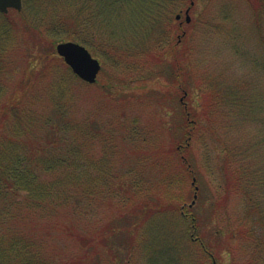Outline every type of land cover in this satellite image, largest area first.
<instances>
[{
    "label": "trees",
    "instance_id": "obj_1",
    "mask_svg": "<svg viewBox=\"0 0 264 264\" xmlns=\"http://www.w3.org/2000/svg\"><path fill=\"white\" fill-rule=\"evenodd\" d=\"M192 1L23 3L25 8L31 2L42 4L41 20L29 25L48 43L72 40L89 44L92 53L103 52L111 58L112 68L130 71L128 76L137 72L130 55L142 52V47L140 50L133 44L154 40L145 50L154 52L160 43L163 48H159V57L165 52L173 56L167 77L174 90L175 85L190 82L191 78L188 51L178 49L172 40L175 22H179L175 15L187 3L192 8ZM105 8L111 10L108 18H117L124 25L119 31L125 28L137 35H117V29H107L109 24L101 20ZM146 32L152 35H139ZM19 49L16 36L0 35V264H141L138 257L146 260L145 264H154L161 250H148L144 239H139L140 221L149 213L178 207L189 216L191 207L184 206V193L195 190L190 151L199 122H189L186 117L191 116L186 115L177 131L171 128L173 137L165 145L161 122L143 124L125 113L107 119L99 116L97 104L101 101L97 100L124 105L132 95L121 97L117 90L118 96L114 97L112 85H108L103 93L97 90L90 96L89 107L80 109L75 100L79 96L75 78L64 63L49 62L46 54L37 52L35 65L29 69L25 66L28 59H23ZM35 66L40 67L31 73ZM26 73L30 77L24 80ZM46 80L51 87L40 92L37 86ZM219 103L215 101L212 106L231 112L225 121L229 127L250 122L240 115L243 106L237 100L231 105L221 99ZM225 150L219 158L222 174L229 180L227 188L243 184V194L257 191L251 180L257 175L250 164L253 158L244 155L241 159L240 153L226 155ZM261 167L264 173V161ZM244 171L251 173L243 180ZM238 180L245 183L238 184ZM228 201L223 195L221 205L211 210L212 219L224 215ZM246 204L243 215L236 214L239 216L225 223L226 235L236 246L242 241L252 246L264 242V196L247 197ZM133 207L141 210L134 223L127 219L134 217L130 215ZM194 220L192 217L191 226ZM203 247V252L209 254L207 246Z\"/></svg>",
    "mask_w": 264,
    "mask_h": 264
},
{
    "label": "rangeland",
    "instance_id": "obj_2",
    "mask_svg": "<svg viewBox=\"0 0 264 264\" xmlns=\"http://www.w3.org/2000/svg\"><path fill=\"white\" fill-rule=\"evenodd\" d=\"M192 2L193 6L189 11L190 26L185 25L184 17L181 22H175L172 40L178 49L185 48L188 51L190 82L175 85L173 90L171 80L167 77V69H171L173 56L165 52L162 58L159 57V48H163L160 43L154 52L145 51L149 43L154 44L155 41L149 39L148 43L141 44L139 40L133 45L140 47V50L142 47V52L130 55V60L136 64L135 75L128 76L130 71L112 68L111 58L107 59L103 52L92 53L99 59L101 69L92 84L71 75L75 78L74 87L81 96L75 100L80 109L87 108L91 95L97 90L103 93L108 85H112L111 93L114 97L132 95L131 99L124 102V105L118 101L103 103L102 99L97 100L101 101L97 104L99 116L107 119L125 113L143 124L150 121L161 122L164 126L161 130L165 134V145H169L170 137H173L171 133L174 131L171 132V128L177 131L186 115L193 117H186L189 122L193 123L196 119L200 124L198 130L196 128L194 145L190 151L198 194L190 213H187L189 216L184 215L178 207V210L174 211L168 209L149 213V216L147 214L140 221L142 226L140 231H137V234L141 233L139 239H144L148 250H161L156 253L154 264H264V242L252 246L249 241H242L236 246V243L227 237L228 229L225 227L229 219L234 220L239 216L236 214H244L247 197L258 199L264 196V173L261 167L264 161V0ZM29 4L25 8L22 3L20 11L9 9L6 13H0V35H14L19 39L18 51L23 59H28L26 68L30 69L35 65L33 58L37 52H43L44 56L46 54L49 62L53 60L63 63L56 53V43H48L43 34L29 25L41 20L44 13L42 4ZM187 6H190L189 3L184 6L183 12ZM110 11L105 8L101 19L109 24L107 29H117V35H137L131 34L125 28L119 31L124 25L117 18H108ZM139 35L152 34L146 32ZM85 46L92 48L89 44ZM38 68L35 66L31 73ZM28 77L30 75L26 73L24 80ZM49 82L46 80L39 83L38 90L41 92L51 87ZM220 99L227 105L237 100V103L243 106L240 115L243 120L250 122L234 123L231 127L225 124L227 115L231 112H227L223 107L212 106L215 101L220 104ZM93 101L96 100L92 99ZM236 116L237 114L234 117ZM251 141L255 143L249 145ZM124 148L127 149L128 146L125 145ZM223 149L227 150L226 155L240 153L241 159L244 155L248 159L253 158L250 164L255 171L253 173L257 175L251 180L256 188L253 189L257 191L251 190V194L245 195L241 192L243 184L242 187L236 185L227 188L229 180L227 182V178L222 174L223 168L219 158ZM247 173L250 174L251 171H244L243 180L248 177ZM243 180H238V184L243 183ZM184 195V206L187 207L194 200V188L191 193L186 192ZM223 195L228 196L229 200L224 207V215L220 213L212 219L211 210L214 206L221 205ZM138 209L131 208L130 215L134 217L129 219L127 216L129 222L134 223L135 216H140L141 210ZM218 211L221 212L220 208ZM192 217L195 219L193 226L190 225ZM250 217L248 216V220L255 222L254 218ZM217 231L223 234L219 236ZM205 245L210 255L203 252ZM138 262L145 264L146 260L143 262L142 258L138 257Z\"/></svg>",
    "mask_w": 264,
    "mask_h": 264
},
{
    "label": "water",
    "instance_id": "obj_3",
    "mask_svg": "<svg viewBox=\"0 0 264 264\" xmlns=\"http://www.w3.org/2000/svg\"><path fill=\"white\" fill-rule=\"evenodd\" d=\"M21 7V0H0V12L2 13H6L9 8L20 10ZM175 17L179 19L180 14ZM185 21H190L189 9L185 11ZM55 50L73 74L87 83L95 82L101 65L99 60L93 57L85 46L73 41H63L56 44ZM195 199L196 194L190 206L194 204Z\"/></svg>",
    "mask_w": 264,
    "mask_h": 264
}]
</instances>
